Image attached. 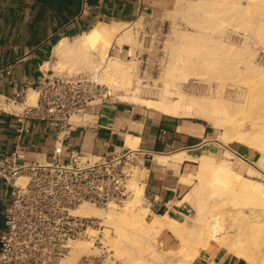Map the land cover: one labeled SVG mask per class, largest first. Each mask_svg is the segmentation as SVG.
<instances>
[{"label":"bare ground","instance_id":"bare-ground-1","mask_svg":"<svg viewBox=\"0 0 264 264\" xmlns=\"http://www.w3.org/2000/svg\"><path fill=\"white\" fill-rule=\"evenodd\" d=\"M184 10L190 15L189 22L198 26V36L186 39L178 49H171L173 58L163 71V87L160 86L157 98L141 97L133 89L137 80L133 60L110 54L118 46L134 55L140 41L132 32V24L138 21L98 23L74 41L60 40L52 57L58 64L71 59L75 65H86L97 81L119 91L121 101L148 105L172 116L200 118L216 126L224 122L227 127L220 137L225 143L234 144L227 135L232 130L234 140L255 151L264 161V65L255 62L256 44L251 45L248 36L256 33L264 46V0L187 1ZM258 17H262L260 22ZM233 39L240 40L239 49L233 46ZM233 58L239 59L243 66L227 68ZM49 66V62L45 64V68ZM212 76L222 83L232 80V87L229 86L232 90L227 93L230 99L208 96V85L204 83ZM193 79L197 81H192L191 88L196 91V86L201 85L200 94L185 93L182 88L184 82ZM37 97V91L31 89L25 106H34ZM133 142L137 139L128 136L127 146L133 148ZM182 152H177L173 159L181 161L185 156ZM224 157L218 161L205 152L195 158L200 165L196 173L181 177L185 184L195 178L199 180L193 191L194 217L184 215L183 220H176L167 214H154L149 206L143 207L144 186L143 182L141 186L137 182L139 177L130 180L133 194L122 206L101 209L83 204L75 213L102 220L103 240L116 259L111 264H191L202 250L212 245L249 264H264V185L243 176V171L253 172L245 160L240 162L248 167L241 163L234 167L231 153L226 150ZM163 230L177 240L176 248L162 249L157 244ZM98 233L90 230L88 239L73 243L61 264H73L82 256L94 255L97 249L91 239Z\"/></svg>","mask_w":264,"mask_h":264},{"label":"crops","instance_id":"crops-1","mask_svg":"<svg viewBox=\"0 0 264 264\" xmlns=\"http://www.w3.org/2000/svg\"><path fill=\"white\" fill-rule=\"evenodd\" d=\"M177 1L88 0L89 8L83 10L82 0H0V156L11 153L20 137L28 160L44 162L50 158L58 128L30 118L19 123L17 116L23 113L27 100L13 104L12 99L42 74L55 73L50 66L45 68V64L50 65L54 47L60 40L74 41L98 23L141 21L153 26L173 11ZM89 114L92 118L73 127L65 138V156L71 151L94 156L119 152L132 148L127 146L128 136L136 138L132 149L147 153L143 166L144 197L150 210L176 220H183L191 208L183 198L192 183L185 184L181 177L196 173L195 158L201 154L208 152L215 157L227 147L212 142L207 127L190 117L168 115L140 104L121 100L112 104L106 100L96 110L89 109ZM21 127L28 131L19 135ZM228 150L242 159L250 156L247 149ZM177 152L185 154L181 161L173 159ZM160 158L167 160L162 162ZM9 198L10 189L1 180L0 230ZM158 239L165 249L178 245V242L174 245L176 239L168 230H163ZM191 264L248 262L212 245L202 250Z\"/></svg>","mask_w":264,"mask_h":264},{"label":"built area","instance_id":"built-area-1","mask_svg":"<svg viewBox=\"0 0 264 264\" xmlns=\"http://www.w3.org/2000/svg\"><path fill=\"white\" fill-rule=\"evenodd\" d=\"M82 8H89L88 0H82ZM142 25L136 29L143 43L163 36L164 23ZM150 79L152 76L143 72L134 87L141 95L155 98L159 89L144 84ZM29 89L37 91V101L23 109L18 122L23 124L29 118L47 121L58 128V134L50 158L44 162L25 157L20 137L11 153L0 156V181L10 189L0 230V264H61L72 244L88 239L90 230L100 232L91 239L97 252L73 264H111L114 258L103 240L101 220L77 215L75 210L83 204L101 209L122 206L133 194L130 180L135 172L143 171L147 153L124 148L102 156L80 151L65 156L64 140L80 125L71 120L78 118L81 123L94 101H119L113 89L94 76H58L47 71L20 89L13 104L25 103ZM27 131L23 127L18 130L19 135Z\"/></svg>","mask_w":264,"mask_h":264},{"label":"rangeland","instance_id":"rangeland-1","mask_svg":"<svg viewBox=\"0 0 264 264\" xmlns=\"http://www.w3.org/2000/svg\"><path fill=\"white\" fill-rule=\"evenodd\" d=\"M181 1H183V4H184V5L182 4L183 8L180 6L182 3ZM181 1L178 0L177 5L173 9V11L168 13L167 16L162 21L159 22V24L164 23L163 36H159V35L155 36L154 38L149 40L146 44L143 43L140 40L138 29H136V27L143 26L142 25L143 22L139 21L137 24H132V28H133L132 32L137 37V39L140 41V44H138V46H136V48H134V53H133L134 55L127 54L125 51H122L118 46H114L113 49L110 50V54L114 57H121V58H124L126 61L133 60L135 62L134 63L135 64L134 65L135 75L137 74L136 75L137 77L139 74H143V72H147V74L151 75L152 79L146 80V83H144V84H146V87H149L152 84H154L157 88H159L160 93H161L160 88L163 87V80H162L163 71H164L165 67L167 66V64L169 63V61L173 58V55L170 52L171 49L172 48L178 49L180 47V45L186 41V39H189V41H190V40L195 39L196 36H198V30H199L198 26L196 24L189 22V16L190 15H189V13H187L184 10L185 9V3H187V1L193 2L196 0H186V1L181 0ZM261 18L262 17H258V19H257L258 22L261 21ZM240 33L244 34V30L241 29ZM203 34L205 36H207L206 33H203ZM224 34H225L224 32L221 33V35H223V36H224ZM255 34L249 33V35H248L250 37L249 43L251 45L256 44V45H254L255 46L254 50L256 52L255 53V62L257 64L259 63V64L264 65V46L262 45V43H260V40L257 38L258 35H255ZM224 39H226V37ZM233 41H232L234 43L233 46L236 47V49H239L240 45H241L240 40L239 39H233ZM129 45H131V44H129ZM124 49L128 50V49H130V47H124ZM238 60L239 59L235 60L233 58L231 61H229L226 64V67L230 68V69H235V68L243 66V63H241L240 60L239 61ZM53 61H55L54 58H52V60H51L50 67L55 70V74H57L58 76H75V75H79V74L94 76V73L91 69H89L86 65L81 66L83 64H80V63H77V65H75L76 63L73 62L74 60L73 61L71 59L63 60L59 64L56 61L55 62H53ZM207 80H208L207 81L208 83H204V84L208 85L207 86L208 89L206 92L210 98L214 99L215 96L217 97L218 95H220L221 97L224 96L223 97L224 99H230L231 98L229 96V94L227 95V93H229L232 90L231 89L232 80H230V78L227 79V81H225L223 83L220 82V80H218L214 76L209 77V79H207ZM192 81L194 83L197 81V79H193V80H191V82H184L183 83L182 88H183L184 92L185 93L200 94L199 91L201 90V88H199V87L201 85L197 84L198 86H196V91L192 90V88H191ZM99 83L108 86L107 84L102 83L101 81H99ZM134 84H135V81H134ZM134 84H133V89L136 88V87H134ZM230 85H231V87H229ZM113 91L115 92L117 99L121 100V98H120L121 94L120 93H119L120 95L118 94L119 91H117V90L115 91V89H113ZM138 95H140L141 97H145V98H152V97H146L144 95H141L140 92L138 93ZM155 98H157V97H155ZM153 99H154V97H153ZM91 105H93V108H91V109L96 110L97 106L99 105V101H94L90 104L87 112L84 114V116L81 120V123H78V118H73L72 120H74L76 122L75 124H82L83 121L92 118L90 116L91 114H89V109H90ZM140 105H143V104H140ZM227 105H230V104L227 103ZM143 106L151 107L148 105H143ZM189 119L204 124L207 127L209 137L211 138L212 142H216L217 144L227 146L225 148L232 155V159H230V160L234 164V167H236L238 165V163L243 164V162H240V159H242V158L237 157L232 151H230L228 149L229 148H231V149L240 148V149L249 150L250 156L245 157L242 160H245L246 163H248L249 167L251 168V170L255 174L253 172H252L253 174L248 173L247 171H243L242 174L244 177L247 176L248 179L257 181L260 184L264 185V161L259 159V155L255 151H252V150L246 148L242 143H239L236 140H234L232 138V133H233L232 130L228 131L227 135L230 138V140H232L234 142V144L225 143L221 139V137H220L221 133L224 132L225 128L227 127L226 123L221 122L220 125L216 126V125H213L212 123L204 121L200 118H189ZM225 151L221 149V153H219V155L215 156V158L218 161L221 160L222 158H225L224 157ZM243 165H246V164H243ZM199 166L200 165L198 164V166H197V168H195V170L198 169ZM246 167H248V166L246 165ZM137 172H139V170ZM137 172H136V174H140V175L135 174L136 176L134 175L133 179L136 177H139L140 179L137 178L136 180H137V182H139V185L141 186L140 183H142L143 182L142 180H144V178H145V174H144L145 171H141V173L140 172L137 173ZM138 180H140V181H138ZM198 182H199V180L197 178H195L194 181L192 182L191 190L183 198V202H186L191 207L188 209L189 211L186 213V215L191 216V217H194V212H193V208H192V204L195 202V200L193 198V191H194L195 185ZM142 186H144V182H143ZM142 206L143 207L149 206L145 197H144V193L142 196ZM101 222H102V220H101ZM157 244H159V245L161 244L159 242V239H158ZM176 244H177V241L174 240V245H176ZM160 248L165 249L163 247H160ZM113 261H116V259H114ZM117 263L119 264L120 262H117Z\"/></svg>","mask_w":264,"mask_h":264}]
</instances>
